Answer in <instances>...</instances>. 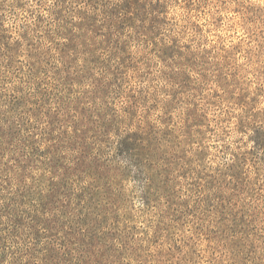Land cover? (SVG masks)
Returning <instances> with one entry per match:
<instances>
[{"label":"rangeland","instance_id":"rangeland-1","mask_svg":"<svg viewBox=\"0 0 264 264\" xmlns=\"http://www.w3.org/2000/svg\"><path fill=\"white\" fill-rule=\"evenodd\" d=\"M0 264H264V0H0Z\"/></svg>","mask_w":264,"mask_h":264}]
</instances>
